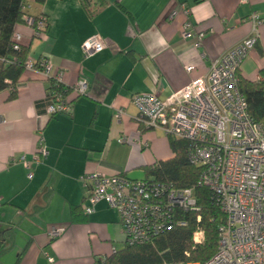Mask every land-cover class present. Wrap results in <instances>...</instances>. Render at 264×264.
I'll list each match as a JSON object with an SVG mask.
<instances>
[{"label":"crops","instance_id":"obj_1","mask_svg":"<svg viewBox=\"0 0 264 264\" xmlns=\"http://www.w3.org/2000/svg\"><path fill=\"white\" fill-rule=\"evenodd\" d=\"M23 6L46 18L40 35L24 21L14 26L27 58L49 61L63 87L84 78L88 90L79 97L68 91L70 112L54 116L46 113L49 78L38 69H24L15 97L0 91V264H96L125 246L123 227L104 200L84 213L88 188L81 177L151 178L147 167L174 156L162 129L141 126L132 96L168 100L192 78L205 77L249 34L250 13L264 18V0H23ZM94 34L104 48L85 58L81 44ZM258 47L264 50V23L240 68L249 81L264 67ZM188 63L195 65L190 73ZM40 136L48 154L36 163ZM52 227L62 228L53 239Z\"/></svg>","mask_w":264,"mask_h":264},{"label":"built area","instance_id":"obj_2","mask_svg":"<svg viewBox=\"0 0 264 264\" xmlns=\"http://www.w3.org/2000/svg\"><path fill=\"white\" fill-rule=\"evenodd\" d=\"M22 18L35 35L42 34L46 26L44 15L33 17L24 13ZM248 21L249 34L214 60L205 77L192 78L168 100L146 92L132 96L143 128H160L167 135L187 141L188 162L201 168L198 184L211 190L224 215L218 226L217 249L201 264H264V126L250 115L239 88L240 68L256 48L264 18L253 11ZM189 26L187 22L185 28ZM183 34L187 35L186 31ZM202 37L199 32L197 44ZM13 41L17 49L20 35L15 33ZM81 48L87 58L102 51L104 44L94 34L82 42ZM183 67L190 73L195 65L188 63ZM25 68L44 72L61 87L60 91L48 90L49 116L70 112L72 100L67 99L68 91L76 97L87 94L86 79L79 78L74 85L63 87L61 72H52L50 62L44 58L37 61L27 58ZM260 79L258 73L256 81ZM121 141L127 138L121 137ZM47 154L44 138L40 136L34 162L39 163ZM24 165L31 178L33 172L25 160ZM81 180L88 188L84 213H92L95 204L104 200L117 211L128 245L147 243L174 227L185 226L186 221L178 216V211L198 210L193 187L177 188L153 178L131 179L124 174L107 176L95 172L83 175ZM196 220H200L199 215ZM61 232L62 228L52 227L49 237L53 239ZM202 239L203 232L197 230L194 242ZM51 261L48 257V262Z\"/></svg>","mask_w":264,"mask_h":264},{"label":"trees","instance_id":"obj_3","mask_svg":"<svg viewBox=\"0 0 264 264\" xmlns=\"http://www.w3.org/2000/svg\"><path fill=\"white\" fill-rule=\"evenodd\" d=\"M43 1V0H38ZM86 5L87 0H82ZM23 0H0V91L8 89L10 98L15 97L16 84L22 75L27 60L28 49L19 45L13 47L14 26L23 21ZM257 48V44H256ZM264 56V50L258 47ZM258 81L239 79V88L244 95L252 118L264 126V67L259 70ZM48 90L60 91L61 87L49 79ZM174 156L156 162L146 168L147 176L163 181L177 188L193 187L198 210L178 211L185 219V226H177L143 244L125 246L96 264H183L203 263L216 251L218 226L224 215L216 205L211 190L198 184L201 168L191 165L186 155L187 141L168 135ZM197 215L200 220L197 221ZM201 230L203 239L193 240V234ZM1 250V245H0ZM14 264H18V259Z\"/></svg>","mask_w":264,"mask_h":264},{"label":"rangeland","instance_id":"obj_4","mask_svg":"<svg viewBox=\"0 0 264 264\" xmlns=\"http://www.w3.org/2000/svg\"><path fill=\"white\" fill-rule=\"evenodd\" d=\"M241 69L243 70V67H242ZM251 70H252V69H249V71H246L247 74H248V73L250 74V72H252ZM164 134H165V133H164ZM165 135L168 137L167 134H165ZM196 238H197V239H200V234H197V235H196Z\"/></svg>","mask_w":264,"mask_h":264}]
</instances>
